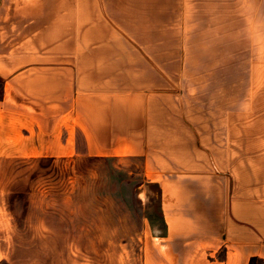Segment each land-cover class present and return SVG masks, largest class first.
Instances as JSON below:
<instances>
[{
	"label": "crops",
	"instance_id": "0c3cea01",
	"mask_svg": "<svg viewBox=\"0 0 264 264\" xmlns=\"http://www.w3.org/2000/svg\"><path fill=\"white\" fill-rule=\"evenodd\" d=\"M229 63L264 83V0H0V145L141 158L163 230L139 235V264H264V85L203 120L165 85L164 67ZM6 193L0 264H133L101 259L95 218L22 228Z\"/></svg>",
	"mask_w": 264,
	"mask_h": 264
},
{
	"label": "rangeland",
	"instance_id": "374dc122",
	"mask_svg": "<svg viewBox=\"0 0 264 264\" xmlns=\"http://www.w3.org/2000/svg\"><path fill=\"white\" fill-rule=\"evenodd\" d=\"M236 51L240 57L247 53L228 50L230 63L237 61L231 58L236 57ZM188 53L192 54L180 51L184 57ZM230 63L164 67V73L173 79L165 85L181 107H194L202 120L203 113L211 110V118L218 119L220 113L215 109L220 104L228 108L240 97L247 109L245 101L253 85H264L247 79V73H251L248 65ZM56 143L36 139L33 155L27 145L19 151L0 145V187L7 192L5 201L21 227L27 228L23 218H71L76 214L85 220L95 218L99 225L94 227L98 229L94 241L100 242L101 259L110 253L120 261L125 253L133 257V264H139V235L145 230H163L159 189L147 182L141 158L85 154L58 157L63 147ZM82 149L83 139L78 135L76 150ZM21 235L26 238V233Z\"/></svg>",
	"mask_w": 264,
	"mask_h": 264
},
{
	"label": "trees",
	"instance_id": "16d2710c",
	"mask_svg": "<svg viewBox=\"0 0 264 264\" xmlns=\"http://www.w3.org/2000/svg\"><path fill=\"white\" fill-rule=\"evenodd\" d=\"M150 184H152V183H150ZM157 188L159 189V187L157 186ZM256 259H252L251 260V264L255 261Z\"/></svg>",
	"mask_w": 264,
	"mask_h": 264
}]
</instances>
